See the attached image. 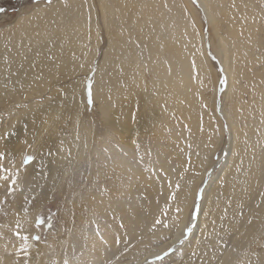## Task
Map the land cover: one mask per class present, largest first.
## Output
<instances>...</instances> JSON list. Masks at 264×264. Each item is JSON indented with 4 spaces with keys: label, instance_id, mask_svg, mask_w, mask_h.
<instances>
[{
    "label": "rangeland",
    "instance_id": "rangeland-1",
    "mask_svg": "<svg viewBox=\"0 0 264 264\" xmlns=\"http://www.w3.org/2000/svg\"><path fill=\"white\" fill-rule=\"evenodd\" d=\"M56 2L64 15L47 9ZM111 2L0 0L1 49L66 51L34 85L45 89L39 99L0 100V133H12L0 138V165L11 173L22 156L35 157L10 194L0 179V264H136L200 206V235L144 264H264V0H144L138 10ZM164 12L173 13L169 24ZM38 26L43 50L32 33ZM168 30L194 47L187 93L153 82L149 46L164 47ZM217 88L243 151L238 163L223 158L228 171L216 168L204 183L225 145ZM122 107L124 125L112 118ZM198 180L208 194L194 205ZM187 181L185 198L178 190Z\"/></svg>",
    "mask_w": 264,
    "mask_h": 264
},
{
    "label": "bare ground",
    "instance_id": "bare-ground-1",
    "mask_svg": "<svg viewBox=\"0 0 264 264\" xmlns=\"http://www.w3.org/2000/svg\"><path fill=\"white\" fill-rule=\"evenodd\" d=\"M138 2L139 1L137 0H112L110 4L114 7V9H118V10L124 6L138 10L139 6L142 4L141 2V4L139 5ZM66 3H69V2H66ZM63 4L64 2H56L55 4L48 6L47 9H50L51 11H55V12H63L62 15H64L65 14L64 12L68 9L66 6L65 8H63L64 6ZM167 4L169 7L170 6L172 7V4H169V3ZM172 14L173 13L164 12L162 19L165 21L166 24H169V21L173 18ZM155 16H156L155 17L156 20L160 17L157 15ZM167 18L168 19L170 18V20L167 21ZM175 18H177V15ZM152 21L154 22V20ZM169 32L170 30L166 32V35L164 38L165 39L164 47L161 48V45H158L156 43L153 44L152 46L151 45L149 46L150 53L154 55L156 58V62L153 65L155 73H156V78L153 82L157 81L158 88H171L176 92H179V91L186 92V89L184 88V84L188 86L190 82L191 66L189 62V57L193 56L194 47L190 40L186 41L184 39H181V37L178 38L176 36H172V34L170 36ZM32 33H35L36 35V48L38 50L46 49L47 45L44 43L43 37H41L42 34L45 33L44 28L41 26H38L35 29V31ZM20 40L23 41V39H20ZM14 44L17 45V48H19L18 43H14ZM5 48L6 47H4L3 49L2 47L1 49L0 47V100L18 99V98H23L24 96L32 97V95L39 99L40 96L44 94L45 89H40L38 92H36V89H39L38 86L42 84L46 80V78L50 76L51 74V70L47 71L48 69L46 70V68L50 66L49 64L52 65L51 68L58 67L60 63H59V58L57 57V53L66 52V51H55V49L53 48V51H35L34 53H32L30 51H19L18 49H11V48L5 49ZM36 62H39L41 66L36 67L35 66ZM130 70H131V66L128 65L126 68V71L130 73L129 72ZM225 70H226V67H224V73L226 72ZM35 84L37 85L36 89L34 88ZM30 85H32L31 87H33V90H35L36 93L30 92L32 90L29 88ZM14 86H18L19 90L15 91L13 89ZM139 87L141 88L140 84H139ZM52 90L54 91L53 88ZM55 91H58V90H55ZM215 92H216L215 97L217 98V101H216L214 115L215 117H217L220 123L222 122L223 124H226L225 126L221 127V131H222V136H223L225 145L227 143L230 144L231 142V149H229V151L226 152L225 150L227 146L226 148H225V145L223 146V153H222V156H220L219 162L216 164L214 163L215 165L213 167H211L209 170L205 169V171L203 172L204 176L203 175L202 176H203L204 183L206 179L210 180L209 178H211V175L216 168H219L220 173L224 174L228 171L232 163L240 162L241 154L243 151V145L236 140L233 134V125H234L233 116L231 114L230 115L226 114V111L222 109V104H220L221 101L219 102L218 100V97L220 96V89L217 88ZM180 93H183V92H180ZM156 95H158V93H156ZM112 118L118 119L119 121L117 122L120 125H124V123L128 121V116H127V112H125V107H122V109L119 112H117L116 115H114V117ZM226 120H228L227 123H226ZM32 122L35 124L38 123L39 117L38 116L34 117ZM72 143L76 147L80 143V141L78 138H75L73 139ZM216 145L217 143L214 146ZM83 148H84V144L79 145L80 150H83ZM213 150H214V147H213ZM223 158L228 159L229 164H230L228 167L226 165H223L222 163ZM208 180H207V183L209 182ZM199 182L200 180H198L196 183L197 188L195 189L194 197L196 199L198 197V193H201V192H202V195L195 200L194 205H196V203L200 199H201L200 201L205 200V197L208 194L207 186L203 182H202L203 185L202 183L199 185L198 184ZM190 185L192 186V184L189 183L188 181L185 182L184 185L180 187V189L178 190V195L179 196L184 195L185 198H188L187 193L192 192ZM155 198L163 200L162 195H157ZM263 200H264V197H263ZM260 211H261L260 215L264 217V202L260 208ZM262 211H263V214H262ZM185 212H184V216H185ZM259 220L263 221L264 219H261L260 217ZM259 220L256 219L254 220V222L258 223L260 222ZM205 223L206 221L203 218L202 206H200V209H198L195 212V215H193V217L190 218V221L181 222L180 227L176 231H174L175 233L172 235L171 238H169L170 239L169 241L165 242L162 246L157 248L154 252L148 253L147 255L143 256V258L137 261L136 264H144L145 261H147L148 259H153V258L155 259L158 255H162L165 252L167 253L171 252L180 243L182 242L184 243V241L186 240V237L191 236L192 233H196L198 231L199 232L198 235H200V232ZM252 227L253 225L251 223L248 229H251ZM187 229H191V231L188 232ZM239 252H240V247L237 246L233 252V255H238Z\"/></svg>",
    "mask_w": 264,
    "mask_h": 264
},
{
    "label": "snow or ice",
    "instance_id": "snow-or-ice-1",
    "mask_svg": "<svg viewBox=\"0 0 264 264\" xmlns=\"http://www.w3.org/2000/svg\"><path fill=\"white\" fill-rule=\"evenodd\" d=\"M34 3H38V0H33ZM49 3H51V0H48ZM5 11V9L0 8V13H3ZM194 66V65H193ZM89 102L91 103V88L89 87ZM12 135L11 132H7V133H0V138H3L5 140H7L10 136ZM5 159V156L3 154H0V161H3ZM35 157L33 156H22L21 158V163L19 165L16 166V170L9 173L8 169L6 167H4L3 165H0V173H8L5 175L0 176V179L5 181V185H6V195L10 194V191L12 189H14L15 185L17 184V180L19 177V169L21 167H26L28 164H30L32 161H34ZM15 177V178H14ZM10 181V183H9ZM177 189H179V184L176 185ZM202 195L201 193H198V197ZM179 211V209H178ZM36 225L37 227L42 226L45 223V220L37 217L36 219ZM157 223H160V221H157ZM49 227H51V224H49ZM188 232L191 231V229H187ZM36 240H39V236H35L33 237ZM23 239L27 240V237H23ZM168 255L167 252L163 253L162 255H158L156 257L157 260H163L164 256Z\"/></svg>",
    "mask_w": 264,
    "mask_h": 264
}]
</instances>
